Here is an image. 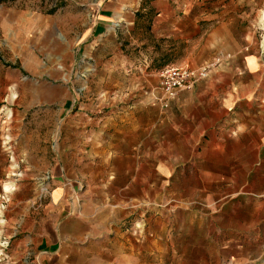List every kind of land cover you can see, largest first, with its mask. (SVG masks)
Wrapping results in <instances>:
<instances>
[{"label":"crops","instance_id":"crops-1","mask_svg":"<svg viewBox=\"0 0 264 264\" xmlns=\"http://www.w3.org/2000/svg\"><path fill=\"white\" fill-rule=\"evenodd\" d=\"M79 5L88 9L86 18L76 23L74 15L65 26L58 17L0 5V264L119 262L109 224L113 208L101 212L102 202L94 195H106L107 185L116 179L106 175L107 169L116 171L115 151L107 145L104 129L94 136L75 127L81 119L89 121L82 103L72 112L59 109L64 104L70 109L77 100L69 81L77 56L90 55L107 37L133 39L147 17V34L156 41L193 42L183 53L189 58L203 52L223 57L196 87L210 85L223 69L233 72L235 62L242 64V69L236 67L239 72L264 81L262 51L251 44L264 0H92ZM200 100L184 97L176 105ZM210 100L225 106L226 113H235L239 101L245 103L241 112L247 117L235 128L264 137L263 96ZM65 113L71 117L69 129L61 128ZM202 123L198 128H204ZM232 129L221 127L228 135L235 133ZM134 180L129 176L127 183Z\"/></svg>","mask_w":264,"mask_h":264},{"label":"rangeland","instance_id":"rangeland-1","mask_svg":"<svg viewBox=\"0 0 264 264\" xmlns=\"http://www.w3.org/2000/svg\"><path fill=\"white\" fill-rule=\"evenodd\" d=\"M85 2L92 0H16L3 6L58 17L65 26L74 15L76 23L86 18L88 9L79 5ZM147 24L144 18L133 39L107 37L90 55L77 56L69 79L77 100L70 109L59 106L72 112L82 103L89 121L74 126L94 136L104 129L106 143L115 151L116 171L107 169L106 175L116 179L107 185L106 195L94 192L101 212L114 211L109 224L115 264H264V137L235 128L247 117L242 101L235 113L208 101L231 94L264 97V81L239 72L236 67L242 69V64L235 62L233 72L223 69L210 85L181 90L164 109L157 76L164 65L152 66L162 54L168 64L195 68L212 58L204 52L185 56L190 41H156L147 34ZM253 31L251 44H257L264 61V12ZM59 40L67 42L60 32ZM184 97L201 99V104L177 106ZM67 115L62 129L71 127ZM230 117L232 124L226 121ZM201 123L204 128H198ZM224 124L235 133L221 130ZM129 176L136 177L131 184Z\"/></svg>","mask_w":264,"mask_h":264},{"label":"built area","instance_id":"built-area-1","mask_svg":"<svg viewBox=\"0 0 264 264\" xmlns=\"http://www.w3.org/2000/svg\"><path fill=\"white\" fill-rule=\"evenodd\" d=\"M224 61L222 56H214L198 67L186 65L167 64L157 71L158 86L161 91V106L166 109L172 99H176L183 89L191 88L203 79L212 66Z\"/></svg>","mask_w":264,"mask_h":264},{"label":"trees","instance_id":"trees-1","mask_svg":"<svg viewBox=\"0 0 264 264\" xmlns=\"http://www.w3.org/2000/svg\"><path fill=\"white\" fill-rule=\"evenodd\" d=\"M14 1H16V0H0V5L1 4H5V3H9V2H14ZM141 1H149V0H141ZM145 18V17H144ZM146 19H148L147 17H146ZM150 20L148 19V22H149ZM147 27H148V24H147ZM147 31H148V29H147ZM157 48H158V46H156ZM155 47V48H156ZM158 50V49H157ZM162 59L161 60H159V61H157V62H155V64H153L152 66L153 67H155V66H160V65H164L165 66V64H168V59H166V58H164V54H162V57H161ZM170 62V61H169ZM161 69V68H160Z\"/></svg>","mask_w":264,"mask_h":264}]
</instances>
